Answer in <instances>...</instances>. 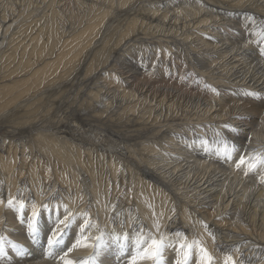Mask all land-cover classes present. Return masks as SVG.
<instances>
[{"label":"bare ground","instance_id":"1","mask_svg":"<svg viewBox=\"0 0 264 264\" xmlns=\"http://www.w3.org/2000/svg\"><path fill=\"white\" fill-rule=\"evenodd\" d=\"M64 1L0 0V228L5 231L9 228L11 232L10 229L15 220L22 222L27 218L29 221L35 205L39 211H47L46 213L51 217L58 216L60 213L66 215L73 213L74 223H78L79 219L85 223L89 222V225H86L88 229H84L85 231L79 235L80 237L85 234L84 238L87 240L81 242L79 249H77L78 246L76 248V251L80 250L83 253L95 245L94 243L92 247L89 246L88 238L98 237H96L99 233L95 231L97 228L95 224L101 222L108 228L104 227L107 229L106 238H132L129 241L133 238H147V230L152 227L165 234L172 232L171 237L177 239L183 238L182 231H184L190 234L191 239L198 234L200 239L213 238V241H217L216 245L226 254L222 258L223 264L227 263V253L236 249L234 251L238 254L240 246L243 247L239 249L242 255L248 256L251 253L249 258L253 264H264L263 260L260 261L261 256L257 258L255 256L257 254L252 252L255 249L259 255L264 254V247L257 246L258 240L252 238L242 244L246 240L242 238H250L253 235L256 238H263L264 241V186L255 187L248 185L250 183L245 184L246 182H242L237 174L230 172L224 166H217L215 161L218 160L215 159L221 155L218 150L211 151L207 154L208 156L200 154L207 143L198 142L195 145L197 156L200 158L194 156L191 161L168 158L166 154L162 157L161 154L160 157L157 156L156 152L163 150L165 137L170 141L173 133L183 128L180 123L176 124L171 116L167 114L166 116L165 112L174 115L181 108L183 101L180 102L178 94V96L174 94L171 96L168 92L173 91L175 87L173 90L165 89L166 92H161L158 88L155 90L150 86L146 87L149 80L145 76L140 80L137 74L130 75L134 77V82L130 81V77H128L129 80L125 78L124 73L129 76L132 70L127 67L122 69L118 65L119 63L122 65L124 61L121 62V60L125 58L117 56L114 59L111 52L99 50L95 41L105 30L106 20L110 15L117 14L121 19H125L127 16L137 14V17H128L129 21L125 19L126 33L129 35L131 31L139 27L146 28L158 33L155 37L160 42L163 41V37H169L172 34L180 36L179 41L180 39L188 41L192 38L189 34L193 32L191 31L193 25L203 27L208 23L216 22L215 16H213L215 19L210 21L208 17H203L202 11L197 10L199 8L196 9V7L183 8L185 13L179 8L180 10L177 11V9L175 13L170 9L173 5L167 6L169 2L167 3L166 0H69L75 2V5L70 7H66L67 4ZM145 1H159V6L155 4L154 7L156 5L158 7L154 8L150 4L151 6L145 9L143 4ZM211 1L222 3L221 5L217 3L216 6L214 4L216 11L241 19L248 27L257 32L258 30L263 32L264 0ZM246 1L257 3L255 5L257 7L246 4ZM162 2H165L166 8L161 7ZM187 4L190 5V2ZM208 4L213 5L211 2ZM205 6L208 7L206 4ZM161 8L163 11H160ZM210 9H213L212 6ZM205 10L209 12L208 9L205 8ZM243 10L251 12H243ZM65 11H68L69 20L58 22V16L61 12L65 14ZM182 13L184 17H180ZM211 28L209 26L208 29ZM161 35H163L162 38ZM196 39L200 40L198 36ZM192 40L195 41L193 38ZM230 41L228 40V44L222 43L219 48L215 45L213 47L215 51L218 49L219 61L223 59L224 52H227L228 57L231 55V59L219 62L216 56L211 64L217 63L218 69L228 77L237 68L247 67L248 71L243 68L242 71L236 70L237 73L240 72L238 76L243 77L240 79L245 83L257 87V91H263L264 66L254 62L256 59H251L247 51L238 53L241 48L246 50L247 44L230 46ZM201 42L210 49L211 42L203 39ZM168 48L163 49L167 52ZM169 50L174 52L172 49ZM236 50L238 52L234 55ZM178 51L181 52V49ZM90 52H93L92 57L89 55L85 58L84 56ZM97 55L98 58L104 59L105 68L112 67L106 71V78L96 81L95 86L90 88L93 79L97 76L96 73L99 72L98 69L94 70ZM204 55L207 56V54ZM213 66L209 68L212 69ZM132 68L135 69L133 66ZM93 71L94 75L89 77ZM123 78L126 85L123 83ZM63 81L68 85L60 89ZM221 81L223 83L224 80ZM221 81L218 80L216 83L220 84ZM215 105L216 103H211V107L204 111L202 116H208L207 113ZM234 106L249 113L256 110L263 111L264 102L256 105L246 101L237 103L235 100ZM228 107L231 105L226 103L221 105L217 114L221 112L222 116L229 114ZM190 113L184 110L183 115H190ZM177 115L178 113L175 114ZM147 119L150 120L148 123ZM262 123L264 129V120ZM155 124L158 125L155 126ZM161 124H164L165 128H161ZM126 127L129 128L126 129ZM187 131L193 130L187 127ZM196 133L200 137L202 132ZM257 135L263 141L259 144L260 153L264 150V132L258 131ZM128 139L132 143H129ZM198 139H202V136ZM172 142L175 143L173 140ZM208 146L215 147L213 142ZM203 156L208 160L203 159ZM226 158L224 162L230 163V158ZM212 167L215 170L211 171ZM111 178L115 181L114 185L122 182L128 187L122 192L123 200L120 203L115 202L116 198L112 199L113 196L110 200L108 194L110 184L104 185ZM78 195L81 196L80 205L76 201ZM182 196L186 199L184 200ZM26 197L34 198L32 203L30 202L32 204L30 207L26 205L28 211L25 212L20 204L26 203L23 202ZM9 200L13 201L11 205L8 203ZM231 214L235 215L234 223L227 218ZM41 219L44 221L42 217ZM230 223L232 229L225 227ZM70 226L67 228L70 229ZM195 226L198 228L196 229ZM100 227L102 229V225ZM72 228L75 229V227ZM72 228L71 230L74 231ZM93 230L96 234L93 232L91 236ZM75 235L71 236L74 238ZM105 235L102 234V236ZM67 236L71 237L69 234ZM165 237L168 238V235ZM197 239L192 241L195 242L193 252L196 258L201 256L202 246ZM135 240H133L134 246ZM178 240L180 242V239ZM206 243L208 244V241ZM171 244L173 245V242ZM249 244L251 248L246 252ZM110 245L113 247V244L110 243ZM131 245L130 243L129 246ZM104 247L102 246V249ZM104 251H100V254L103 255ZM78 254H80L79 251ZM23 260L18 264H49L38 262L35 257Z\"/></svg>","mask_w":264,"mask_h":264},{"label":"rangeland","instance_id":"2","mask_svg":"<svg viewBox=\"0 0 264 264\" xmlns=\"http://www.w3.org/2000/svg\"><path fill=\"white\" fill-rule=\"evenodd\" d=\"M186 1L190 2V5L187 4ZM196 1H199V2H196ZM200 1H203V2L200 3ZM205 1L207 3H205ZM205 1L204 0H177V3H175L176 0H170V1L166 0L167 3L171 2L170 4L168 3L167 6L171 7L173 5V8L171 7L170 9H172L173 12L175 11V13H176L177 9H178L177 11L182 9L183 13H185L183 8L191 9V8L196 7V9L199 8L197 10H201L202 12L205 11L204 12L205 14L202 12H201V14L203 15V17L204 16L208 17L210 19V21L212 19L214 20L215 18L217 20H219V21H217L215 19L216 22L208 23L207 24L208 27H207V25L206 26L204 25L203 27L198 26L199 27L198 28V27H195V25H193V29L191 30L193 32L189 35H191V37L193 39H195V41L192 40V38H191V39H188V41L187 40L182 41L180 39V41H181L180 42L179 41L180 36L172 34L169 37H165L166 39L163 37V35H161L160 37L161 38L163 37V41L160 42L155 37L156 35H158V33H155L151 30H146V28L144 29L141 27L137 28L134 31H131L128 35L125 31V29L127 27V21H129L128 17L131 16L132 18H134V17H137V14L127 16L125 18L127 21L124 18L121 19L116 14V15L108 16V18L106 20L105 30L95 40L96 45L99 47V50L104 49L108 53L111 52L112 55L114 56V59L117 56L125 58V59L121 60V62L124 61V62H122V65L120 63L118 64L119 66L122 67V69L123 68H125V69L131 68L132 69L129 72V76H128V74L125 75V73H124L125 78L130 77V75H133V74L136 75L137 74V76H140L139 77L140 80H142V78L145 76L149 80V82H148L149 84H147L146 87L150 86V88H154L155 90H157V88H158V91H161V92H164L165 89H166V91L169 89L173 90V87H175L174 90L176 92L174 90L173 91L169 90L168 92L171 94V96L173 94L176 96L179 95V97H180L179 100H181L180 102L183 101L181 108L176 112V113H178L177 116H175L176 113L174 115L172 114L173 115L172 116V115L168 114L167 111L165 112V115L167 114L168 116H171V118H173L172 120H175L176 124L180 123V125L183 128L178 130V131L175 130L177 132L173 133V135L170 137V141L168 140L169 138L165 137V139H164L165 141L163 140V143L165 142L164 146H163V150L156 152L157 156H159L161 154L160 156L162 157V155L166 154V156H168V158L174 157L175 159L177 158L181 161L182 160H184V161L190 160L191 161V160H193L194 156H195V158H200V156H197V153H196L197 148L195 147V145H197L198 142H203L204 144L207 143L206 144L207 146L204 147L205 149L202 148L203 151H201L200 154L208 156L207 154H209L211 151L218 150V152L221 153V155L218 156V159H215L218 161H215L213 159L216 162L217 166L218 165L224 166L230 172L232 171L233 173L237 174L238 178H240V180L242 182H244V183L246 182L245 184L250 183L248 185L255 186V187L256 186L257 187H263L264 186V150L262 152L260 151V153L258 151L261 149V146L259 144L262 143L263 141L258 138L257 132L258 131L264 132V129L262 126V124H263L262 122L264 120V115H263L264 109H263V111L262 110H256L255 112H249L248 113V112L244 111L243 109H239L236 106H234V102H235V100L237 103L242 102V101L243 102L246 101V103H254L256 105L257 104L259 105V103L264 102V90L263 91H257V89H258L257 87H256L257 88L256 89L255 86H251V85L247 84V82L245 83L243 80L240 79L243 77L238 76V74L240 73L239 71H242L241 70L242 68L246 69L248 71L249 69H247V67H239L240 69L237 68L236 70H239L238 73L235 70V72L234 73L232 72L230 77H228L227 75H225V73L223 71L218 69L217 63L216 64L215 63L211 64V63L213 61H215L214 58L216 56H217L216 58H218V54H217L218 49L215 51L214 47L217 46V48H219L222 45V43L227 42L226 44H228V40H231L229 42L230 46L231 45H238V46L243 45L244 46L247 44L245 48H247L248 50L247 49L243 50V48H241L242 50L240 49L239 50L240 52H238L236 50L234 55H236L237 52L243 53V51H245V52L247 51L246 53H248L247 54L248 56L252 57L251 59H254V60L256 59L255 61L253 60L254 62H257L258 64H260V66H264V29H263V32L260 30H258V32H257L254 29H252L251 27H248L247 24H244L241 19L238 20V19L233 18L232 16L229 17V15H226L224 13H220V12L216 11V9H215L216 4L219 3V5H221L222 4L221 2H218V1L212 2L211 0H209V1L205 0ZM195 2L197 4H195ZM208 2H211L213 5H209ZM246 2H245L246 4H249V5L251 4V6L252 5L255 6L257 4L255 2L253 4V2H251V1H246ZM64 3L67 4L66 7H70V6L75 5L74 1L70 2L69 0H65ZM164 3L165 2H162V4H161L162 6L161 5L160 6L161 7L165 6L164 8H166V4H164ZM143 4H145L144 8L148 9L147 6L150 7L151 5H153V7H154L155 4H157L159 6V1H154V2H149V1L146 2L145 1V3H143ZM205 4L208 5L209 8L206 7ZM214 4H215V6H214ZM157 5L155 6L156 8L158 7ZM174 6H175V8H174ZM210 6H212L213 9H210ZM251 6H249V7H251ZM204 7L206 9H208L209 12H207V10H205ZM255 7H257V6H255ZM255 7H253V8H255ZM160 11H163V8H161ZM173 12H172V14H173ZM243 12L250 13L251 11L243 10ZM67 13H68V11H65V14L63 12H61L57 18V21L58 22H64V20H69L67 18L68 17ZM183 13L181 14L180 17H182L184 15ZM206 13H207V15H206ZM208 15L209 16L211 15V16L209 17ZM170 16H173V15L170 14ZM213 16H215V18ZM130 20H131V18H130ZM234 24H235V26H234ZM114 26H115V29H113ZM209 26H210V28L211 27L212 28L208 29ZM214 26H215V29H213ZM201 28H202V30H201ZM115 30H116V32H115ZM132 36H135V37H132ZM197 36L200 38V40L196 39ZM173 38L176 41L173 40ZM251 38H252V40H251ZM169 39H170V41H169ZM202 39L205 41L211 42V45L209 44L211 46L210 49L205 47L206 45L201 42ZM199 41H200V43H199ZM232 41H233V43H232ZM173 42H174V44H173ZM179 42H180V45L182 43H184V45L182 44L181 45L182 47H181L179 45ZM175 43L176 44L178 43L177 45L181 48L177 47V45ZM166 44L168 45V47H171V48H168ZM186 44H188L187 47H185ZM161 45H162V47H161ZM165 45H166V47H163ZM126 48H128V49H126ZM163 48H166V49L168 48L167 52H165L166 49H163ZM169 49H172V51H174L176 54L174 52L172 53L171 50H169ZM180 49H181V52L178 51ZM204 49L207 52H205ZM201 50H202V52H201ZM193 51H196L197 53L193 52ZM224 53H223L224 57L222 60L219 61V58L217 59L219 62L231 59V57H232L231 55H229V57H228L227 52H224ZM92 54H93V52L92 53L90 52V54H86L84 57L87 58V57H89V55H90V57H92ZM162 54L164 55V57ZM179 54H181V55H179ZM204 54H207V56H205ZM177 55H179V56H177ZM182 55H183V57H182ZM225 55H227V57H225ZM165 56H167V58ZM194 57H196V58H194ZM205 58H206V60H205ZM228 58H230V59H228ZM202 59H204V60H202ZM103 60L104 59L98 58V55L96 56V63L94 66L95 67L94 70L98 69L99 72L96 73L97 76L95 77V79H93V82H92L90 88H93V86H95L96 81H100V80H103L104 78H106V76H107L106 71L108 70V68L112 67V66H109L108 68H105ZM259 61H261V62H259ZM125 62L129 65H127V64L125 65ZM201 62H203V63H201ZM219 62H218V64H220ZM130 64L133 67H135V69L132 68V66ZM206 65H207L208 69H206L207 68ZM210 65L211 66L214 65L213 66L214 69L212 68L214 71L211 68H209V67H211ZM210 72L213 74H211ZM235 73L237 74V76ZM93 75H94V71L89 77H92ZM99 78H101V79H99ZM125 78H123L124 84H125V82H124ZM130 78H131L130 81L134 80L133 79L134 77H130ZM228 78H231V79H228ZM128 80H129V78H128ZM218 80H220V81L224 80V81H223V83L221 81L219 84V83H216V81H218ZM237 81H239V83ZM67 85L68 84H66L65 81H63L61 83L60 89L66 88ZM225 85H227L228 87ZM238 86H239V88H238ZM213 89H216L215 92ZM189 90H190V92H189ZM191 91L194 93H192ZM253 93H255V95H253ZM188 94L189 95L191 94V95L189 96ZM192 94H194V96ZM154 96H152V97H154ZM182 96L184 99L181 98ZM101 99H104V98L101 97ZM211 103H216V105L213 106V108L209 111V113H207L208 116H202L204 111H206L209 107H211ZM225 103L228 105H231V107H228V109H227L230 113L226 114L225 116L221 115L222 112L217 114V112L220 111L221 105H223ZM193 105H195V107ZM183 106H185V107H183ZM188 108L191 110H189ZM184 110L191 112L193 115H191V113H190V115H188V114L183 115ZM149 121L150 120L147 119L146 122L148 123ZM157 125L158 124H155V126H157ZM163 125L164 124H161L160 127L165 128V126H163ZM197 126H198V128H197ZM120 127L122 128V126H120ZM187 127L192 128L193 131L188 132ZM121 128H120V131H122ZM128 128L129 127H126V129H128ZM196 132H202V133H200V137L202 136V139H198L200 137L196 135L197 134ZM177 135L178 136L180 135V136L178 137ZM173 136H175V137H173ZM166 138L169 142L166 140ZM191 138H195V139L192 141ZM172 140L175 141L176 145H175V143L173 144ZM179 142H181V143H179ZM212 142L215 146L214 148L208 146L209 143H212ZM129 143H132V141L129 140ZM222 146H223V148H222ZM223 156L227 157L226 159L230 158V160H231L230 163L224 162L225 157H223ZM202 158L205 160H208L207 157L203 156ZM235 158H238V159L236 161H234ZM241 158L244 159L243 164L240 163ZM209 159L212 160L211 157H209ZM253 164L255 165L256 168L250 167V165H253ZM210 170L213 171L215 169L212 167V168H210ZM243 172H244V174H243ZM80 179H81V177H80ZM113 183H115V181L111 178L108 182H105L104 185H108V184L111 185V186L109 185V190H108L110 200L116 198L115 202L118 201L120 203V201L123 200V197H122L123 193L122 192H124L125 189H128V187L124 186V184H122V182L121 183L118 182L115 185ZM118 185H120V186L118 187ZM115 186L118 187V189ZM122 186L124 188H122ZM80 189H81V187H80ZM184 190H187V189H184ZM110 194H112V195H110ZM80 195H81V193H80ZM80 195H78V197L76 199V201L79 203V205L82 203V201L80 200V197H81ZM112 196H113V198H112ZM182 197L184 198V196H182ZM32 198H34V197H32ZM32 198H30L31 200L27 197H26V199H23V202L25 201L26 203L24 202L25 206L22 208V210H24L25 212H26V210L28 211L27 207H30V205H32L31 204L32 203L31 201H33ZM185 199L186 198H184V200ZM27 200L29 202H27ZM126 202H128V201H126ZM26 205H27V207H26ZM212 210H214V209H212ZM39 212H40V215L38 217V225H37L38 230L35 234L30 235L28 233V219L27 218H25V219H27L26 221L24 219V221H22V222L15 220L14 225H12V227L10 229L11 232L9 231V228L7 229V231H5V229H3V228H0L1 229L0 235L6 236L9 239L16 241L17 243L22 244L25 248L23 255H18L16 253V251L9 246L7 248L8 255L6 258L0 259V264H15V263L18 264L19 261H21L25 258L31 259L34 257H35V259H38V262H46L49 264H66V262L69 260L72 261L73 264H131L133 256L136 255V244L134 246L133 240L136 239L135 241H137V239H139V238H133L132 241L130 240L131 242L129 241V239H132V238H127V239H125V238L117 239L116 238L117 240L115 238H106L105 232L108 228L105 226L106 224L103 225L101 222L95 224V225H97L96 226L97 228L95 229V231H96V233H99V234L97 235L95 233V231L93 230V231H91L92 232L91 236L94 233L96 234V237L102 236V234H103V235H105V236H102L104 242L99 247H96L95 245L97 244V238L96 239L95 238H88V240L90 239L89 246L92 247V245H94V243H95V245L89 249L91 251L88 250L85 253L78 250L79 253L81 254L80 255V254H78V251H76V248L78 246L77 249H79V247L81 246V243H77V241L82 242L83 240H87V238H84L85 234H84V236L81 235L80 237H79V235L82 231L84 232L85 230L88 229L86 225H89V222L87 223V221H86V223H87L86 224L84 221H81L79 219V221H77L78 223H74L73 222L74 221L73 216H75V215L73 213H72L73 215L72 214L66 215L65 213L64 214L60 213V214H58V216H52L51 217L46 213L47 211H45V212L39 211ZM61 216H62V218H61ZM65 216H68V217L71 216V218H69V221H71V222L67 223V227L70 226L69 224H73L74 226H70V227L71 228L75 227V229L72 228L74 231H72L70 227H69L70 229H68L64 225H61V227H60L61 231H59L57 233V236H56L57 242L49 245L48 240L51 236V233L54 231H57L56 225L59 223V220L64 219ZM41 217L43 218L44 221H42ZM57 217H59V218H57ZM227 218L228 219L230 218L229 221L231 223H234L235 215L231 214V216H228ZM90 220H91V218H90ZM230 224L228 226H225V227H229L232 229V224L231 225ZM75 225H77V226H75ZM79 225H80V227H79ZM101 225H102V229H100ZM104 227L107 229H105ZM210 227H211V229L213 228L212 226H210ZM78 228H79V230H77ZM197 228L198 227H196V229ZM146 229H148V226H146ZM75 230H77V232ZM100 231H102V232H100ZM212 231H214V230L212 229ZM147 232H148V233H146V235L148 236L147 238H140L139 239L141 241V245H140L141 248L147 247L148 243H150L151 239H153V238L158 239V240L163 239V241H164V247H163V250L161 253L160 264H178L179 261H182L184 258L183 253L188 252V250H189L187 247L182 250L180 248V244H182V243L185 245H191L192 246V248L190 250V255L188 257V264H200V262H198V261H200L201 256L200 257L197 256V258H199V259H197L194 256L195 252H193L194 251L193 246H194L195 242H192V241H194L195 238L197 239V237L201 242V245H202L201 248L206 249L208 253L210 252V255L212 257L211 264H215V263L216 264H223L222 258L226 254L224 252H222V249L219 246L216 245L217 241H213L212 240L213 238H201L200 239L199 235L196 234L195 238L191 239L190 234L182 231L184 233V235H183L184 239L183 238H177L176 239V238L171 237L172 232L165 234V233L160 232L159 229L154 230L152 227H150V229L147 230ZM66 233H68L70 236L71 235L73 236L76 233V235H75L76 238L75 237L73 238L72 236H71L72 237L71 238V237L67 236L68 234H66ZM253 233H255V232H253ZM33 235L35 237L34 239H33ZM167 235H168V238L170 239L169 241L167 240L168 238L165 237ZM173 235L174 234H172V236ZM252 238H255L256 240L259 241L257 246L259 245V246H261V248L264 247L263 238H256L255 235H253V237H250V238H242V239H246L245 241L242 242V244H244V242L250 241V239H252ZM174 239H176V240H174ZM178 239H180V242ZM198 239H197V241H198ZM91 240H93L94 242L93 241L91 242ZM118 240H120L121 242ZM135 241H134V243H136ZM148 241H150V242H148ZM206 241H208V244L206 243ZM124 242H125V244H124ZM128 242H130L132 244L131 246L133 248L131 246H129L130 243H128ZM143 242H145V243H143ZM172 242H173V245L171 244ZM110 243L113 244V247H112V245H110ZM142 244H144V245H142ZM104 245H105V247H104ZM250 245L251 244H249V247L246 248V252L248 251L247 249L251 248ZM102 246L104 247L103 249L106 252L102 249ZM109 246H111V247H109ZM122 246H123V248H122ZM207 246H209V247L211 246V247L209 248ZM217 247L219 249H215ZM235 248H236V246H235ZM240 248L242 249L243 247L240 246L239 249ZM210 249H212V250H210ZM239 249H238V254L236 253L237 251H234L236 249H233L227 253V258H226L227 263L226 264H232L233 261H235V264H253V261H251L250 260L251 258H249L250 257L249 255H251V253L248 256H244L241 254V252H242V251H240L241 249L240 250ZM223 250H225V249H223ZM253 250L254 251H252V252H255V254H257L255 256L257 258H260L259 256H261L260 261L262 262V260H263L262 263H264V254L262 253V255L261 254L259 255L258 253H256L255 249H253ZM100 251H104L105 253L103 252V255H102V253L100 254ZM239 251H240V253H239ZM75 252H77V253H75ZM68 258H70V259H68ZM217 259L219 260V262ZM147 260L148 259H145V260H143V262H141L142 260H137V263L138 264H154V261L149 259L150 260V262H149V260L148 261Z\"/></svg>","mask_w":264,"mask_h":264},{"label":"snow or ice","instance_id":"3","mask_svg":"<svg viewBox=\"0 0 264 264\" xmlns=\"http://www.w3.org/2000/svg\"><path fill=\"white\" fill-rule=\"evenodd\" d=\"M215 91V89H213ZM255 95V93H253ZM240 163H244V159L241 158ZM250 167H255V165H250ZM8 203L11 205L13 201L9 200ZM20 207L23 208L24 205L21 202ZM40 215L39 210L37 207L34 205L32 209V214L31 218L28 221V233L30 235L35 234L38 230V217ZM69 217L65 216L64 219L59 220V223L56 225L57 231H54L51 233V236L48 240L49 245L56 243V236L59 231H61L60 226L64 225L67 227V223H69ZM33 235V239H34ZM119 239V237H117ZM127 239V237H125ZM103 237L98 236L97 237V244L95 245L96 247H99L103 243ZM77 243H81V241H77ZM141 241L137 239L136 242V255L133 256L131 264H137V260H145V259H150L154 261V264H160L161 262V253L164 247V241L163 239H151V242L148 243L147 247L141 248ZM11 247L16 251L18 255H23L25 248L22 244L17 243L16 241L9 239L6 236L0 235V259H4L7 257V248ZM87 246V245H86ZM123 247V246H122ZM185 247L189 249L188 252L183 253V260L179 261L178 264H188V257L190 255V250H191V245H185V244H180V248L183 250ZM201 259H200V264H211L212 257L211 255L207 252L206 249L201 248ZM66 264H73L72 261H67ZM232 264H235V261L232 262Z\"/></svg>","mask_w":264,"mask_h":264}]
</instances>
